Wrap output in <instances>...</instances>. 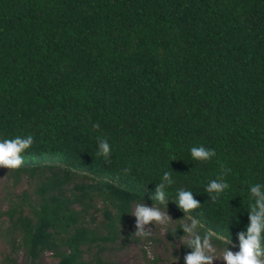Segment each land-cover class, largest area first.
Listing matches in <instances>:
<instances>
[{
    "label": "trees",
    "instance_id": "16d2710c",
    "mask_svg": "<svg viewBox=\"0 0 264 264\" xmlns=\"http://www.w3.org/2000/svg\"><path fill=\"white\" fill-rule=\"evenodd\" d=\"M29 135L22 167H0V264H125L112 248L138 204L187 218L167 232L179 264L193 219L240 251L264 193V0H0V140Z\"/></svg>",
    "mask_w": 264,
    "mask_h": 264
},
{
    "label": "clouds",
    "instance_id": "9594fccd",
    "mask_svg": "<svg viewBox=\"0 0 264 264\" xmlns=\"http://www.w3.org/2000/svg\"><path fill=\"white\" fill-rule=\"evenodd\" d=\"M94 127L98 128L99 124H95ZM32 144L33 137L31 135L24 138L17 136L12 139L0 140V167L7 168L9 171L21 168L24 164L22 153L29 149ZM100 148L103 151L105 160H107L111 153L109 143L106 140H101ZM215 154L214 150H207L203 146L191 148V156L196 161L208 160L210 156ZM162 179L167 181L168 186L174 183L169 172H164ZM228 187L229 184L227 182L212 180L206 191L209 193L214 191L220 194L224 193ZM164 189V183H158L156 185L155 198L161 204H166ZM250 191L258 199L251 206L252 214L250 215V225L247 226V238L245 239L243 232L239 233L240 251L236 253H233L231 250L225 251L222 258L226 264H264V259H262L264 257V247H262V233H264V193L260 191L259 185L252 186ZM213 199L215 200L217 197H213ZM176 202L186 214L201 206V202L194 198L192 192L183 188L177 190ZM134 215L136 217L137 231L135 235L137 237L151 235L150 231L144 230V225L152 222H156L158 225H165L171 220L167 212L161 211L156 206L149 207L144 204H138L136 206ZM197 223L199 221L193 219L191 227L182 225L185 233L194 235V238L188 241L189 246L193 247V251L185 255V264H213L214 256L206 254V249L211 250L209 237L206 234L202 242L201 237L193 233V229ZM148 255L149 259H155L152 253L149 252Z\"/></svg>",
    "mask_w": 264,
    "mask_h": 264
},
{
    "label": "rangeland",
    "instance_id": "374dc122",
    "mask_svg": "<svg viewBox=\"0 0 264 264\" xmlns=\"http://www.w3.org/2000/svg\"><path fill=\"white\" fill-rule=\"evenodd\" d=\"M2 195H4V193H2ZM136 206L137 205H135L132 215L129 219V228L127 229V232L129 233L128 241L121 247H117L116 245L112 248L113 251L111 253V257L113 260L120 261L125 264H179V251L181 250L182 243L186 237L180 240L169 239L167 232L177 224V221L182 220L183 222H186L187 218L174 217L173 214L167 212L166 209L161 208L156 204H151L149 207L156 206L161 211L167 212V214L171 217V220L165 225H158L156 222L146 224L144 225V230L150 231L151 235L146 237H137L135 235L137 227L136 217L134 215ZM119 243H121V241H119ZM210 245L211 250L206 249V254L214 256L213 264H226L222 258L224 250L217 248L212 244ZM6 249L7 246L0 237V257L1 254L6 251ZM149 252L155 256V259H149ZM21 256L22 254H19L20 260L22 258ZM53 261L54 259L50 256V254L45 253L41 257L40 263L50 264Z\"/></svg>",
    "mask_w": 264,
    "mask_h": 264
}]
</instances>
